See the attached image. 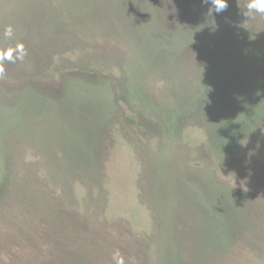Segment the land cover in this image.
I'll return each mask as SVG.
<instances>
[{
	"label": "rangeland",
	"instance_id": "obj_1",
	"mask_svg": "<svg viewBox=\"0 0 264 264\" xmlns=\"http://www.w3.org/2000/svg\"><path fill=\"white\" fill-rule=\"evenodd\" d=\"M246 2L0 0V264H264Z\"/></svg>",
	"mask_w": 264,
	"mask_h": 264
},
{
	"label": "clouds",
	"instance_id": "obj_2",
	"mask_svg": "<svg viewBox=\"0 0 264 264\" xmlns=\"http://www.w3.org/2000/svg\"><path fill=\"white\" fill-rule=\"evenodd\" d=\"M204 3L209 4V12L214 11L220 14L227 10L228 0H203ZM241 14L247 19L255 18V15L264 16V0H247L245 7ZM4 37L12 38L14 35V28L12 25H7L3 32ZM27 55V50L22 42H17L14 46L0 50V78L5 75V63H15L17 60H23ZM114 264H125L124 256L119 250H116L112 255Z\"/></svg>",
	"mask_w": 264,
	"mask_h": 264
}]
</instances>
